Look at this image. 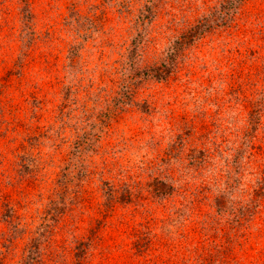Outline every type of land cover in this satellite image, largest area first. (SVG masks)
Listing matches in <instances>:
<instances>
[{"label": "rangeland", "instance_id": "obj_1", "mask_svg": "<svg viewBox=\"0 0 264 264\" xmlns=\"http://www.w3.org/2000/svg\"><path fill=\"white\" fill-rule=\"evenodd\" d=\"M0 264H264V0H0Z\"/></svg>", "mask_w": 264, "mask_h": 264}, {"label": "trees", "instance_id": "obj_2", "mask_svg": "<svg viewBox=\"0 0 264 264\" xmlns=\"http://www.w3.org/2000/svg\"><path fill=\"white\" fill-rule=\"evenodd\" d=\"M231 7V6H229ZM216 10L211 12L209 15L202 17L194 25H192L185 33H183L179 38L174 40L168 49V53L165 57V61L160 63L149 70H146L143 75L150 76L157 80L165 79L171 73V68L175 62L177 56L180 54L183 46L192 43V41L201 35L204 31H208L214 26H221L226 23L228 12H224L223 15L218 14ZM218 207V204H217ZM31 252L28 256V260H34L35 257L32 256Z\"/></svg>", "mask_w": 264, "mask_h": 264}]
</instances>
